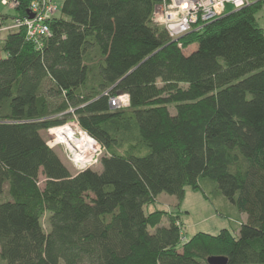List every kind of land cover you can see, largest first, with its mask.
Wrapping results in <instances>:
<instances>
[{
	"label": "trees",
	"instance_id": "trees-1",
	"mask_svg": "<svg viewBox=\"0 0 264 264\" xmlns=\"http://www.w3.org/2000/svg\"><path fill=\"white\" fill-rule=\"evenodd\" d=\"M158 1L63 0L40 47L22 27L0 40L2 264H264V0L177 40ZM73 117L99 169L72 173L43 137ZM203 179L245 214L232 231L184 238L177 214L145 211L185 186L207 197Z\"/></svg>",
	"mask_w": 264,
	"mask_h": 264
},
{
	"label": "built area",
	"instance_id": "built-area-1",
	"mask_svg": "<svg viewBox=\"0 0 264 264\" xmlns=\"http://www.w3.org/2000/svg\"><path fill=\"white\" fill-rule=\"evenodd\" d=\"M255 0H160L153 9L152 20L162 25L169 37L177 40L181 35L198 30L212 19L227 12L229 5L233 9L240 8ZM2 4L14 8L16 0H1ZM58 7L52 0H30L27 14L22 17L12 18L11 23H1V30H10L22 27L26 39L32 41L36 47H40L44 37L49 35L48 20L55 16ZM110 108H123L129 105V96L125 92H119L108 99ZM63 130L64 135L70 132L69 139L58 137L57 131ZM53 135L49 137L47 144L52 147L57 144L63 146L67 159L72 163L76 171L91 168L103 153V147L98 141L83 129L75 117L57 127L47 129Z\"/></svg>",
	"mask_w": 264,
	"mask_h": 264
},
{
	"label": "rangeland",
	"instance_id": "rangeland-1",
	"mask_svg": "<svg viewBox=\"0 0 264 264\" xmlns=\"http://www.w3.org/2000/svg\"><path fill=\"white\" fill-rule=\"evenodd\" d=\"M52 1L58 7L55 16H59L63 0ZM4 13L10 15L8 18L4 19V22L6 24L11 23L12 18L10 17L14 14V10L9 5L2 4L0 0V15ZM255 16L258 24L263 28L264 32V3L263 6L256 11ZM7 31L8 30L0 29V40L4 37ZM195 47V44H191L184 49V53H188ZM68 121H71V119ZM42 135L45 140L48 141L49 137L53 134L46 130L42 131ZM51 148L59 155L72 173L76 172L72 163L65 156L61 144H57ZM99 167V160L91 166L92 169H99ZM201 184L207 197L203 196L200 191H195L190 186H185L184 195L181 200H177L174 195L160 193L157 196L156 201L145 206L144 209L145 211H150L155 208H164L177 214V222L181 226V234L184 238H189L198 231L210 234H216L222 228H227L232 231L235 224L243 219L245 214L239 213L234 205L215 188V185L212 182L203 179L201 180ZM219 213H221V215ZM164 221L166 220L163 219V222ZM0 264H2L1 260Z\"/></svg>",
	"mask_w": 264,
	"mask_h": 264
},
{
	"label": "water",
	"instance_id": "water-1",
	"mask_svg": "<svg viewBox=\"0 0 264 264\" xmlns=\"http://www.w3.org/2000/svg\"><path fill=\"white\" fill-rule=\"evenodd\" d=\"M208 264H226V258L224 256H209L207 257Z\"/></svg>",
	"mask_w": 264,
	"mask_h": 264
},
{
	"label": "bare ground",
	"instance_id": "bare-ground-1",
	"mask_svg": "<svg viewBox=\"0 0 264 264\" xmlns=\"http://www.w3.org/2000/svg\"><path fill=\"white\" fill-rule=\"evenodd\" d=\"M57 134H58V137L63 138L62 135H64V132H63V130H61L60 132L57 131ZM68 135L70 136V132H68L67 135H64V137L67 138V139H69V136Z\"/></svg>",
	"mask_w": 264,
	"mask_h": 264
},
{
	"label": "crops",
	"instance_id": "crops-1",
	"mask_svg": "<svg viewBox=\"0 0 264 264\" xmlns=\"http://www.w3.org/2000/svg\"><path fill=\"white\" fill-rule=\"evenodd\" d=\"M246 219V216L244 215V218L243 219H241L242 221H244Z\"/></svg>",
	"mask_w": 264,
	"mask_h": 264
}]
</instances>
